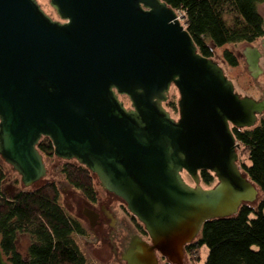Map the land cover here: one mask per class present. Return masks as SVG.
I'll return each instance as SVG.
<instances>
[{
  "label": "water",
  "instance_id": "1",
  "mask_svg": "<svg viewBox=\"0 0 264 264\" xmlns=\"http://www.w3.org/2000/svg\"><path fill=\"white\" fill-rule=\"evenodd\" d=\"M49 5L59 19L38 0H0L1 158L29 188L48 174L37 148L48 138L54 156L89 169L143 226L150 242L131 264H160L156 253L188 262L184 247L206 221L258 197L238 166L232 127L258 123L264 90L259 99L239 95L162 0ZM244 55L256 79L261 52L252 45ZM173 86L177 119L164 106ZM201 170L216 185L202 186ZM0 264H10L1 249Z\"/></svg>",
  "mask_w": 264,
  "mask_h": 264
},
{
  "label": "trees",
  "instance_id": "2",
  "mask_svg": "<svg viewBox=\"0 0 264 264\" xmlns=\"http://www.w3.org/2000/svg\"><path fill=\"white\" fill-rule=\"evenodd\" d=\"M184 17V25L198 51L216 61V49L228 43H252L264 35V16L259 6L264 0H162ZM223 59L232 67L238 57L226 50ZM217 62V61H216ZM219 64V63H218ZM127 107L129 99L121 97ZM171 114H177L174 97L164 103ZM246 160L238 159L242 174L257 188L254 202L243 203L235 215L206 221L199 235L186 244L184 256L200 258L208 248L205 264H264V118L252 128L232 127ZM37 148L46 157H54L48 138H42ZM66 181L80 191L90 203L97 194L96 175L75 161H66L61 168ZM201 184L213 187L216 176L199 171ZM185 180L189 176L184 173ZM6 171L0 162V249L10 264H89L78 242L86 230L81 220L60 203L58 185L47 180L35 188H23L14 196L3 192ZM139 228L144 229L139 224ZM19 233L28 234L31 243L27 257L18 251ZM145 233V232H144ZM253 246L257 248L254 249ZM167 264L168 260L164 257Z\"/></svg>",
  "mask_w": 264,
  "mask_h": 264
},
{
  "label": "rangeland",
  "instance_id": "3",
  "mask_svg": "<svg viewBox=\"0 0 264 264\" xmlns=\"http://www.w3.org/2000/svg\"><path fill=\"white\" fill-rule=\"evenodd\" d=\"M38 1L43 6L47 14H51L53 18L57 19L56 13H54L53 9L49 5V0H38ZM259 10L262 14H264V3L259 6ZM180 21L183 24L185 22L182 15L180 16ZM244 46L245 43H236V44L228 43L216 49L215 59L219 63V65L224 69L225 75L233 82L235 91L239 95L251 96L255 99H259V97L262 95V90H264V60L260 61V65L262 67L263 72L256 79H254L250 75L247 69V65L244 61V57L241 54ZM226 50L234 53L238 57L239 64L236 67L230 66L223 59V53ZM172 97H174L177 102L178 92L174 86L171 88L169 94V98L171 99ZM171 116L177 119L178 111L177 114H171ZM261 118H264V115ZM240 148L237 150L238 159L244 161L246 160V154L243 151H241ZM44 161L48 169L47 176L29 188H35L36 186L42 184L44 181L47 180H52L58 185V188L61 193L60 203L64 207H66L73 215H75L81 220V223L86 230L85 235L77 236V242L81 250L85 254L89 264H127L126 261L121 262V260H119L115 256V252L119 249L118 248L119 242H117L116 239L119 238L120 244L122 243L123 245L126 237L128 236V233L130 231L135 232L136 228H137V232L140 231V233L146 235L144 229L141 228H139L140 230L138 229V226L139 224L141 225V223L128 212L124 204L122 206L120 202L115 201L112 203L110 207L116 218L115 222L112 225L114 226L112 232L114 233L115 237H113L112 239H107L106 240L107 242L105 243H102V241H97L96 234L90 230L89 224L82 213V210L85 206H87L88 201L85 199V197L82 195L80 191L74 189L72 186L68 184L64 175L62 174L61 168L63 163L66 162V160H62L60 158H57L56 156L54 157L44 156ZM71 161L73 162L75 160H71ZM0 162L6 171V180L3 184V192L7 197H12L15 195V193L18 190L23 188L21 186L23 185L21 182V178L17 172L11 169L10 165L4 162L1 156H0ZM186 181L192 185L194 184L190 179V177L189 179L186 178ZM94 185H95L97 198H100L102 191L101 188H99V184L97 183L96 178H94ZM107 235L110 236V233H108ZM30 243H31V239L28 234L19 233L17 235V240H16L17 249L23 255L24 258L27 257V249ZM253 248L256 249L257 247L253 246ZM207 256H208V248L204 246L200 252V258L197 257V254L194 257L188 255L187 256L188 262H183V264H205ZM159 262H161L160 264H167V262L161 258Z\"/></svg>",
  "mask_w": 264,
  "mask_h": 264
},
{
  "label": "flooded vegetation",
  "instance_id": "4",
  "mask_svg": "<svg viewBox=\"0 0 264 264\" xmlns=\"http://www.w3.org/2000/svg\"><path fill=\"white\" fill-rule=\"evenodd\" d=\"M49 15L52 17L51 14ZM262 15L264 16V14ZM57 19L59 18L57 17ZM260 39L252 43H245V46L241 52L242 56L244 57V61L246 60L244 52L246 51L247 47L252 46V45L258 47V49L260 50L261 52L260 61L264 60V50L261 48ZM99 188H101V191H102L100 198H97L95 203L88 202L87 206L83 208L82 213L89 224L90 230L96 234L97 241H102V243H105L107 242L106 241L107 239H112L113 237H115L114 233L112 232V230L114 229V226L112 225L115 222L116 218L110 207L112 203L115 201L120 202L122 206L124 203L114 194L104 190L100 185H99ZM85 211L90 213L91 216L93 217L92 219H94L93 220L94 225H91V220H89V218L85 216L84 214ZM138 229H139V226H138ZM108 233H110V236L107 235ZM116 241L119 242V246H118L119 249L115 252V256L119 260L124 259L127 264L134 263L133 261L135 257L134 252L138 250L140 247L149 244L150 242L147 234L146 235L142 234L140 233V231L137 232V228L135 232L130 234V240L127 245L125 244L122 245V243L120 244L119 238L116 239ZM156 257L158 260L162 258L158 253H156Z\"/></svg>",
  "mask_w": 264,
  "mask_h": 264
},
{
  "label": "built area",
  "instance_id": "5",
  "mask_svg": "<svg viewBox=\"0 0 264 264\" xmlns=\"http://www.w3.org/2000/svg\"><path fill=\"white\" fill-rule=\"evenodd\" d=\"M179 14H180V16L182 15L181 13H178V15H179ZM180 16H179V17H180ZM182 17H183V15H182ZM183 18H184V17H183Z\"/></svg>",
  "mask_w": 264,
  "mask_h": 264
},
{
  "label": "crops",
  "instance_id": "6",
  "mask_svg": "<svg viewBox=\"0 0 264 264\" xmlns=\"http://www.w3.org/2000/svg\"><path fill=\"white\" fill-rule=\"evenodd\" d=\"M159 261V260H158Z\"/></svg>",
  "mask_w": 264,
  "mask_h": 264
}]
</instances>
